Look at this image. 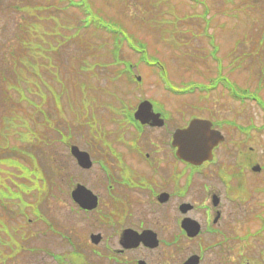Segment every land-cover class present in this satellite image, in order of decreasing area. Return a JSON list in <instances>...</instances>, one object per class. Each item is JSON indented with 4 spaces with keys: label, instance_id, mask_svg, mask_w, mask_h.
Returning <instances> with one entry per match:
<instances>
[{
    "label": "rangeland",
    "instance_id": "374dc122",
    "mask_svg": "<svg viewBox=\"0 0 264 264\" xmlns=\"http://www.w3.org/2000/svg\"><path fill=\"white\" fill-rule=\"evenodd\" d=\"M38 7L42 10L37 11ZM55 29L57 34L52 42L41 40L53 34ZM112 31H117L123 35V40H129L132 46L140 45L145 51L134 52L124 40L115 54L117 65L112 57ZM66 36L73 42L65 43ZM211 36L214 37L212 43L220 47L219 59L224 57L230 62L228 57L235 58L238 54L235 49L247 50V70L233 75L238 82L234 84L242 89L249 87L264 100V0H231V3L230 0H0V127L3 126L0 136L4 135L7 125L21 140L39 138V122L48 121V127L51 125L52 128L51 135L42 138V144L26 147L21 151V158L17 157L29 172V178L19 180L15 176L16 182L31 183V189L23 186L16 191L15 186L11 187L12 191L9 189L5 183V180L10 182L8 172L3 168L6 167L5 158L12 159L15 155H11L9 148L4 150L0 146V167H3L0 168V203L15 201L22 207L27 198L29 206L25 210L30 212V219L33 210L40 218L51 217L53 207L49 196L46 201L37 199L43 190L49 188L45 176L49 172L48 165L67 166L76 173L75 180L82 181L84 175L69 163L67 145L78 146L94 160L99 156L102 147L97 142L100 138L97 126L84 118L81 106L87 100L93 102V107L87 109L96 111L98 128H113L109 125L110 107H116L125 99L123 94H129V89L135 87L124 79L116 82L121 72L141 77V87L137 85L138 88L132 89V104L136 99L157 98L168 108L184 106L186 112L193 113L196 107L202 111L200 116L214 118L217 117L208 110L226 108L224 117L228 118L230 109L244 107L243 111L255 118L257 105L251 101L240 103L234 100L221 84L214 90L198 91V86L203 89L211 87L209 80L217 75L216 69L205 58L207 54L212 59ZM142 48L137 46V49ZM25 51L30 61L38 63L36 67H30L34 74L35 96L34 91L24 88L32 107L25 101L16 100L14 104L15 96L22 93L18 84L12 95H4L11 79L21 74L26 78L31 76L25 69L17 70L18 55ZM166 81L169 83L164 85ZM168 85L178 90L186 85L191 93L178 99L179 96L165 93L164 86L169 88ZM240 92L236 91L237 94ZM198 98L203 101L202 106ZM204 108L210 109L206 111ZM188 114L186 118L192 116ZM34 122L37 126L30 127ZM7 137L9 145L15 143L9 130L4 136L6 141ZM7 171L17 174L13 168H7ZM86 176L89 178L93 174ZM10 178L14 179V175ZM37 191L42 193L37 194ZM13 209L16 210V206ZM34 214L38 217L37 213ZM3 215L0 207V218ZM10 218L14 224L13 215L10 214ZM65 218H68L67 214ZM26 221L19 219L26 237L33 236L39 229H47L41 222L28 225ZM0 235L9 237L8 229L1 222ZM7 247L17 248L12 240ZM3 251V255L10 252L8 249ZM7 264H36V256L32 253L16 256Z\"/></svg>",
    "mask_w": 264,
    "mask_h": 264
},
{
    "label": "flooded vegetation",
    "instance_id": "af4514ba",
    "mask_svg": "<svg viewBox=\"0 0 264 264\" xmlns=\"http://www.w3.org/2000/svg\"><path fill=\"white\" fill-rule=\"evenodd\" d=\"M135 81L132 89L142 85ZM132 89L111 115L113 128L98 131L92 169L74 162L82 181L67 167L46 189L53 213L36 231V264H264V107L255 118L244 107L228 118L226 108H204L217 118H197L222 140L209 161L191 165L172 145L191 120L185 107L132 104ZM143 101L148 117H135ZM78 184L94 195V209L75 203Z\"/></svg>",
    "mask_w": 264,
    "mask_h": 264
},
{
    "label": "water",
    "instance_id": "95a60500",
    "mask_svg": "<svg viewBox=\"0 0 264 264\" xmlns=\"http://www.w3.org/2000/svg\"><path fill=\"white\" fill-rule=\"evenodd\" d=\"M207 124L209 123L206 121H192L190 126L179 135L184 141V149L182 148V152L184 153L183 158L186 161L196 163L200 159L198 149L203 150L205 146L210 149L211 145H214V139L209 135V126ZM72 153L80 164L86 168L90 167V161L86 154L78 152L76 148H73ZM204 153L205 155L209 154V150H205ZM77 194L78 198H82L87 192L80 189Z\"/></svg>",
    "mask_w": 264,
    "mask_h": 264
},
{
    "label": "trees",
    "instance_id": "16d2710c",
    "mask_svg": "<svg viewBox=\"0 0 264 264\" xmlns=\"http://www.w3.org/2000/svg\"><path fill=\"white\" fill-rule=\"evenodd\" d=\"M230 3H231V0H230ZM228 4V3H227ZM81 27V26H80ZM55 33V34H54ZM53 34H51L49 37H46L44 39H41L45 42H52V38L55 37V35L57 34V30L55 29ZM71 36V35H70ZM72 41L70 38H68L67 36L65 37V43L68 42V41ZM35 41H36V38H35ZM40 41V40H39ZM69 41V42H70ZM60 41L57 42V44L59 43ZM73 42V41H72ZM36 43V42H35ZM38 44V43H36ZM29 44L26 45V47L28 46ZM88 46V45H87ZM33 49V48H32ZM35 49V47H34ZM28 51V50H26ZM26 51L24 52V54H19L18 55V60H20V63H19V66L17 65V70H20V71H23L24 69L26 70V73H28V75L31 74L30 78H26L24 75H20V76H17V78H13V80L11 79V85L9 87H6V92H4V95L5 97L8 96V94H12V90L15 89L17 87V84L20 86L21 88V92L24 91V88L26 89H30L31 91H35V87H34V74H33V71L30 67H36L37 66V62L33 63L32 61H30L27 57V53ZM31 51V50H30ZM34 56H36V54L34 53ZM21 61H24V63H21ZM37 61V59H36ZM17 74H15L13 77H16ZM13 112H17L16 110H14ZM9 116V115H8ZM8 118V117H7ZM10 126V125H9ZM0 138L2 139V144L4 146H6L8 143L6 142V139L3 138L2 136H0ZM10 156V155H9ZM6 165L9 166V165H12L13 162H6ZM2 168V167H0ZM26 174H29V172H27V170H25L23 172V175H26Z\"/></svg>",
    "mask_w": 264,
    "mask_h": 264
}]
</instances>
